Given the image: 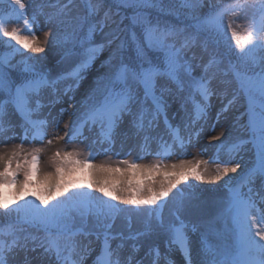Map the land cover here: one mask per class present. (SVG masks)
<instances>
[{"label": "snow or ice", "instance_id": "1", "mask_svg": "<svg viewBox=\"0 0 264 264\" xmlns=\"http://www.w3.org/2000/svg\"><path fill=\"white\" fill-rule=\"evenodd\" d=\"M7 3L10 11H0V43L9 49L0 52V134L11 131L13 135L5 139L15 138L16 125L11 120L15 113L22 121L21 140L43 142L49 121L34 118L44 107L42 92L54 90L50 104L60 103L65 96L72 100L69 94L79 87L84 74L105 50L108 57L101 64L105 71L96 78L79 115L74 114L75 118L65 124L69 142L83 137L86 127L91 130L98 125L101 142L111 143L127 122L126 134L142 136L147 147L156 138L152 133L163 118L169 139L158 137L156 155L167 159L184 154L205 132L206 125L207 131H214L222 115L237 104L244 110L235 121L239 130L235 137L225 136L221 141L223 132L211 137L219 142L213 146V173L200 167L207 164L201 160H180L170 165L163 160L151 164L123 160L119 163L126 167L121 168L119 164L94 163L93 153L81 159L76 150L59 149L50 158L53 170L43 171L42 148L25 151L21 143L0 151V210L5 215L14 214L8 224L0 223V264H16L19 251L34 252L37 248L43 249L49 260L54 257L55 264H82L81 252L88 250V245L81 249L78 238L91 235L97 240L103 236L95 264H144V258L136 259L140 241L154 235L168 238L169 251L164 258L178 249L185 264H193L190 232L200 234L195 251L198 264H264V0H218L203 16L197 13L205 0H40L30 16L26 0ZM188 16L196 20L188 26L194 28L191 32L179 26V18ZM14 17L23 28L8 27ZM41 17L55 27L52 42L63 49L62 58L76 54L77 45L83 49L71 72L56 79L49 78L38 56L30 55L44 53L43 45L50 42L49 32L43 33V41L35 35ZM243 17L249 20L247 27L236 23ZM202 34H206L203 41ZM210 43L214 46L211 52ZM198 47L199 55L195 51ZM16 55L21 59L13 63ZM61 80L72 83L60 91L56 85ZM214 81L225 86L222 92H217ZM232 81L238 82L239 89L233 90L216 113V120L208 125L210 98L227 97V85ZM177 100L183 102L182 106L191 104L183 131L168 123V110ZM64 111L61 109V113ZM244 116L246 122L240 119ZM65 136L57 134L55 138L63 140ZM47 143L52 144V140ZM248 144L255 148L256 161L251 168H242L237 156ZM222 153L226 157L223 160ZM238 170L242 173L239 177L230 175ZM97 172L118 174V179L109 183L88 178ZM157 174L162 177L159 187ZM224 178L227 196L223 207L205 219L197 189L200 184H215ZM257 180L258 189L254 188ZM85 189L102 195L95 197ZM169 203L171 219L166 222L162 209ZM132 211L146 213L142 230L127 236L123 231L113 233V223L108 221ZM197 213V219L186 222V216ZM89 216L97 218L93 230L86 228ZM220 221L222 229L217 226ZM41 232L43 235H38ZM210 237L220 242L213 245ZM114 240L120 241L115 248ZM128 240L133 243L126 245ZM126 246L128 255L122 257ZM145 256L152 257L151 264H159L162 258L158 246H150ZM24 264H30L27 256Z\"/></svg>", "mask_w": 264, "mask_h": 264}, {"label": "rangeland", "instance_id": "2", "mask_svg": "<svg viewBox=\"0 0 264 264\" xmlns=\"http://www.w3.org/2000/svg\"><path fill=\"white\" fill-rule=\"evenodd\" d=\"M40 0H26V3L29 5L27 8V13L29 16L34 12L37 4ZM208 3L205 0L206 4ZM236 23L247 27L249 20L246 17L236 20ZM19 27L23 28V24L18 22L15 17L12 22L8 24V27ZM56 29L51 24H46L44 22V18L41 17L40 23L35 27V35L39 37L41 41L44 40L43 33L49 32V43H45L43 46L45 48L44 53H30V55L38 56L39 64L42 65L47 71L50 79H56L57 77L62 76L68 69L72 68L81 58V55L74 54L67 58L63 57V49L58 48L53 40V33H55ZM28 34V33H25ZM97 42H100V37H95ZM67 47L71 48L72 45H68ZM197 54L201 52V49L198 47L195 49ZM108 57V51L105 50L101 52L92 66L88 69V71L84 74V79L80 81V85L75 89L73 93H70L73 97L72 100H69L68 97H62L60 103L50 104V101L54 100L55 92L53 89H45L41 94V102L44 105L43 108L40 109L39 115L34 118L45 119L47 118L49 121L48 126V136L45 138L43 142L39 140H31L30 138L27 140H21V136L23 135L22 129L19 127L21 118L18 114L13 113L11 115V120L15 128V138L5 139V137L12 136L13 133L11 131L0 134V151H7L13 148L16 145H20L23 143V148L25 151H30L33 148H42L41 152V168L43 171H52L51 165V156L53 153L59 149L63 151H72L76 150L80 153V158L83 159L89 156L90 153L94 154L93 162L96 164H111L116 166L119 164L121 168L126 167L123 164H120V161L129 160L134 161L139 164H151L156 162L157 160H163L165 164L176 163L180 160L192 161L195 163L197 160L207 161V164H201L200 167L207 168L209 173H213L216 169V163L213 162L212 157L215 152L214 145H217L218 141H212L211 137L216 136L223 132L225 135L221 136V141L225 139V136L235 137L239 130L235 127V121L238 116V111L236 108H239L238 105L230 109L227 113H224L220 119V122L216 125L214 131H207V125L205 126V132L199 137L198 140H194L193 144L188 146L184 152V154H173L167 159L159 157L156 155V152L159 150V136H164L165 139H169L166 135V125L160 124L158 129L152 133L155 139H152L147 147H144V141L142 136L140 138L132 136L130 134H126L128 132L127 122L117 130L111 143L104 141L101 142L100 135L96 138L97 141L92 140H73L71 142L68 141L65 136V124L72 121L75 116H78L81 109V105L86 102V97L90 90L94 87V82L96 78L102 74L105 69L101 67L103 61ZM19 55H16L13 58V63L20 59ZM208 58L207 54H205L204 59ZM199 63V60H197ZM72 83V81L61 80L56 85V89L62 91L68 84ZM213 86L216 87L217 92L225 87L224 85L218 84L216 81L213 82ZM227 90L231 93V84L227 85ZM182 101L177 100L173 102L168 110V115L172 119L170 124L173 127H178L182 131L184 129V125L188 122V114L191 111V104L189 103L186 106H182ZM211 108L209 110L208 115V125H211L216 120V113L219 111L218 107L221 103L220 97L213 96L210 98ZM61 109H66L63 113H61ZM51 113V115H49ZM243 121V117L241 118ZM58 125V127H57ZM65 136L63 140H57L56 135ZM160 134V135H159ZM48 139L52 140V144H48ZM104 149H108L107 152ZM203 149H207L203 151ZM243 158L242 160L240 158ZM226 157L221 154V159H225ZM237 160H239L242 164V168H251L255 161V149L252 148L250 144L246 145L244 150L240 152L237 156ZM241 170H238L235 174H230L232 176L239 177L241 175ZM22 178V177H21ZM91 180H99V181H108L111 183L112 181L118 179V174H109L105 172H97L95 176L88 177ZM139 178V177H138ZM157 184L159 187V181L162 179L160 175H156L155 177ZM227 178H224L221 181H217L215 184H200L197 189V193L200 196V201L202 203L203 208V218L207 219L208 217L215 216L216 213L223 207V201L227 196V188L225 187L224 181ZM199 183V182H196ZM260 186V181L257 180L254 188L258 189ZM85 191H90L94 193L95 197H99L102 194L94 189H85ZM243 191H247V188H244ZM104 199H107L106 197ZM112 203L118 204V201H113ZM122 207L131 208L132 206L121 205ZM172 206L171 203L168 206L164 207L162 211L163 219L167 222L171 219ZM146 215V213H137L132 211L130 213H121L113 223L114 232H121L127 236L130 232H136L138 230H142V219ZM196 215L186 216V222L190 223L193 220L197 219ZM78 222L79 219H77ZM103 222V218H101V223ZM97 218L95 216H89L86 221V227L89 228L91 226H95L97 224ZM219 228H223V221H220L217 225ZM34 231V230H31ZM190 238L193 242V264H198V258L195 255L196 248L199 246L200 234L199 233H189ZM81 241V249L84 248L85 245H88V250L82 251V264H95L94 261V253L97 248V241L93 240L92 237H79ZM167 237L164 235H154L140 241L141 247L139 252L136 253V259L144 258V264H151L152 257L145 256V253L148 251L150 246H158L160 253L162 254V258L159 261V264H185L184 256L180 253L178 249L172 250L171 254L164 258L163 254L167 253L169 250L166 246ZM89 241L91 243L89 244ZM219 239L217 237H210V243L213 245L219 243ZM119 240L112 241V247L115 248L117 244H119ZM133 241L128 240L126 245H131ZM129 252V248L126 246L122 251V257H127ZM27 256L30 264H55L54 257L49 260L48 256L43 254V249L37 248L36 251H28L25 253L24 251H19L15 257L16 264H24L25 257ZM75 259V257H73Z\"/></svg>", "mask_w": 264, "mask_h": 264}, {"label": "trees", "instance_id": "3", "mask_svg": "<svg viewBox=\"0 0 264 264\" xmlns=\"http://www.w3.org/2000/svg\"><path fill=\"white\" fill-rule=\"evenodd\" d=\"M207 1H208V3L204 4V7L199 10V12L197 13V15L203 16V15L207 14V12L209 11L210 6L211 5H214V4H216L218 2V0H207ZM7 7H9V5L7 3V0H0V11H4ZM167 19H169L173 23L177 22L175 19H173L171 17H168ZM179 20H180V24H179L180 27H188V26L194 25L196 23V20L192 19L191 16H188V17H180ZM125 22L127 23V21H125ZM188 30L191 32V31H194V28L188 27ZM205 36H206V34H202L200 36V40L203 41L205 39ZM209 46L211 48V50H210V52H211L213 50L214 46L211 43L209 44ZM8 50L9 49H8V46L6 44L0 43V52H6ZM75 50H80L79 45L76 46ZM20 59H17L14 63H16ZM15 71L16 72H19V68H17ZM233 85H234V82H233ZM223 90L224 89H222L221 91L219 90L218 93L222 92ZM216 96L227 100V99H230L231 98L232 92L231 93L228 92L227 97H222L220 95H216ZM28 199H34V198L33 197H28ZM37 203H38V201H37ZM12 219H14V214L5 215L4 212H3V210H0V223L6 225ZM95 224H97V223H95ZM79 225H80V222L77 221V226H79ZM93 227L94 226H91L89 228L86 227V228L88 230H93L94 229ZM30 230H34V229H29V231ZM38 235H43V233L42 232L41 233H38Z\"/></svg>", "mask_w": 264, "mask_h": 264}]
</instances>
